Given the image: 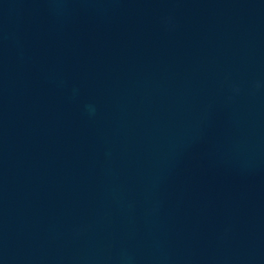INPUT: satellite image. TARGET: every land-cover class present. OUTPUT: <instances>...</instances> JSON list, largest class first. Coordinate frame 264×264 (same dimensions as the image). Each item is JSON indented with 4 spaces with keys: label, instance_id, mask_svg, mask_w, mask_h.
I'll return each instance as SVG.
<instances>
[{
    "label": "water",
    "instance_id": "water-1",
    "mask_svg": "<svg viewBox=\"0 0 264 264\" xmlns=\"http://www.w3.org/2000/svg\"><path fill=\"white\" fill-rule=\"evenodd\" d=\"M0 264H264V0H0Z\"/></svg>",
    "mask_w": 264,
    "mask_h": 264
}]
</instances>
